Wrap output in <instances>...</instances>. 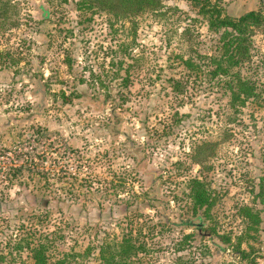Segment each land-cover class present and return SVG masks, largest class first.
I'll use <instances>...</instances> for the list:
<instances>
[{
	"label": "rangeland",
	"instance_id": "rangeland-1",
	"mask_svg": "<svg viewBox=\"0 0 264 264\" xmlns=\"http://www.w3.org/2000/svg\"><path fill=\"white\" fill-rule=\"evenodd\" d=\"M77 2L0 0V146L12 147L29 125H42L74 148L67 166L77 176L107 187L123 177L125 187L119 196L73 189L74 197L57 187L59 177L46 186L0 180V264L29 263L19 245L51 230L56 249L48 264L57 249L71 252L73 264H98L97 245L125 233L146 248L131 258L135 264H246L221 249L218 234L232 231L233 240L243 225L238 205L260 206L252 188L264 173V24L254 29L251 58L240 67L257 93L230 107L225 90L207 81L203 62L190 71L175 57L188 50L173 33L182 20L153 11L120 17ZM165 3L195 14L186 0ZM219 3L233 17L250 8L264 15V0ZM192 28L189 46L212 49L217 34L198 20ZM59 90L71 101L62 102ZM201 139L216 141L205 166L191 158ZM151 169L158 175L152 181ZM190 176L213 196L207 216L189 207ZM41 197L50 200L46 217ZM183 218L201 224H181ZM261 218L248 240L257 264H264Z\"/></svg>",
	"mask_w": 264,
	"mask_h": 264
},
{
	"label": "trees",
	"instance_id": "trees-1",
	"mask_svg": "<svg viewBox=\"0 0 264 264\" xmlns=\"http://www.w3.org/2000/svg\"><path fill=\"white\" fill-rule=\"evenodd\" d=\"M186 1L194 10V15L185 13L175 5L166 4L165 0H78L77 6L106 8L120 17H131L142 11H153L162 17H173L171 23L182 20L183 23L178 24L177 29L174 26L173 33L178 35L181 43L188 44V50L187 53H175V57L190 71L197 69L200 65L199 61L203 62L204 76L208 82H214L225 90L228 94V105L230 107L242 105L245 100L257 93L254 81L244 75L240 67L251 58L252 34L255 28L264 24L262 11L258 8H250L233 17L223 11L219 0ZM197 20L203 22L207 30L217 34L212 49L200 50L189 46L192 36L195 35L192 25L194 26ZM122 82L126 86L128 81L124 79ZM58 92L61 94L62 102L71 101L70 95L62 90ZM29 127L23 133L24 137L18 139L14 146H0V180L5 181L8 187L12 184L25 185L30 179L41 181V185L46 186L54 184V180L59 177L63 178V183H58L57 187L65 189V193L72 196H74L73 189L77 190V194L87 193L93 188L103 192L112 190L116 196L124 190L126 179L123 177L118 182L110 184L111 189H108L107 186L93 184L91 178L88 179V175L77 176L76 169L67 166L74 148L59 141V138L50 134L45 126L29 125ZM215 144V140L208 139L196 142L192 147V160L205 166L204 155L207 152L212 153ZM149 174L151 181L158 176L154 169H151ZM186 186L192 212L197 217L200 214L206 215L214 203L208 185L201 178L190 176L186 180ZM256 186L255 191L252 188L253 198L260 206L255 207L245 203L238 205L236 210L243 225L238 233L233 235L234 239H231L232 231L218 234L223 243L221 249L229 247L233 254L246 264H257V255H254L253 246L248 240L254 237L253 234L256 233L262 219L261 215H264V173L259 175ZM40 200L44 204L43 214L46 217L49 213L50 200L47 197H41ZM190 222L189 218L180 220L181 224L190 225ZM52 232L53 230L45 233L40 231L38 235L26 239L22 245H19L26 248L31 258L27 264H48L51 256L49 252L56 249L52 244ZM125 234L117 239L102 240L97 245L98 264H135L131 258L146 248L136 236ZM243 242L247 249L241 246ZM56 252L58 255H54L52 264H73L68 260L71 252L65 249H57ZM70 256L72 258L73 255Z\"/></svg>",
	"mask_w": 264,
	"mask_h": 264
},
{
	"label": "flooded vegetation",
	"instance_id": "flooded-vegetation-1",
	"mask_svg": "<svg viewBox=\"0 0 264 264\" xmlns=\"http://www.w3.org/2000/svg\"><path fill=\"white\" fill-rule=\"evenodd\" d=\"M190 220H191V219H190ZM190 223L193 224V225H196V226L199 228V224H200V222H196V223H194V221L191 220Z\"/></svg>",
	"mask_w": 264,
	"mask_h": 264
}]
</instances>
